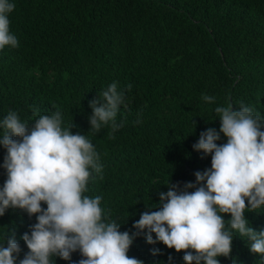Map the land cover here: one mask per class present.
<instances>
[{
  "label": "trees",
  "instance_id": "16d2710c",
  "mask_svg": "<svg viewBox=\"0 0 264 264\" xmlns=\"http://www.w3.org/2000/svg\"><path fill=\"white\" fill-rule=\"evenodd\" d=\"M9 2L15 4L8 18L18 47L0 50V121L15 112L32 126L59 111L62 129L73 125L72 134L87 135L102 171L92 173L83 195L100 196L104 222L115 221L121 232L131 235L142 213L160 209L158 193L169 183L182 191L196 183V172L211 168V155L193 145L208 128L219 132L216 107L231 104L238 111L243 104L264 124V0ZM113 82L124 96L116 116L123 126L115 133L110 124L89 132L90 102ZM204 94L215 102L203 101ZM226 142L221 133L217 144ZM6 154L0 145V189ZM245 218L264 231V206L246 209ZM36 222L12 208L0 217V247L14 236L21 248L17 264L28 252L21 237ZM233 238L231 255L218 257L220 264H264V256L250 253L247 237L233 232ZM127 255L143 264H169V256L171 264H184V252L148 244L146 233ZM81 258L77 251L70 261L51 260L78 264Z\"/></svg>",
  "mask_w": 264,
  "mask_h": 264
},
{
  "label": "clouds",
  "instance_id": "9594fccd",
  "mask_svg": "<svg viewBox=\"0 0 264 264\" xmlns=\"http://www.w3.org/2000/svg\"><path fill=\"white\" fill-rule=\"evenodd\" d=\"M14 9V3L0 0V50L18 47L9 30L8 15ZM117 87L113 82L90 102L89 132L110 124L115 133L123 126L116 123L124 102ZM202 100L213 103L215 97L204 94ZM215 113L219 132L208 128L193 145L195 151L211 155V168L196 172V183H186L182 191L169 183L166 193H158L160 209L142 213L130 235L119 231L115 221L104 222L100 196L83 195L92 173L102 171L99 154L87 135L72 134L73 125L62 129L59 111L39 116L32 126L9 112L0 121L4 129L0 145L7 151L0 217L12 208L37 220L30 234L21 237L28 252L19 264H52L56 256L70 261L77 251L82 257L78 264H143L127 255L142 233L148 244L162 243L184 252V264H220L218 257L231 255L233 232L251 241L250 253L264 256V231L256 232L245 218L246 209L251 212L264 206V124L259 113L243 104L238 111L231 104L216 107ZM221 133L227 142L218 145ZM225 214L231 216L227 222ZM20 252L15 237H8L6 246L0 247V264H17ZM168 260L171 264L172 257Z\"/></svg>",
  "mask_w": 264,
  "mask_h": 264
}]
</instances>
